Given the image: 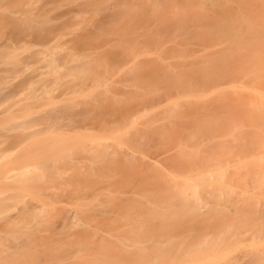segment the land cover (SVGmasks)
<instances>
[{
  "label": "rangeland",
  "instance_id": "1",
  "mask_svg": "<svg viewBox=\"0 0 264 264\" xmlns=\"http://www.w3.org/2000/svg\"><path fill=\"white\" fill-rule=\"evenodd\" d=\"M202 1L0 0V264H146L172 241L169 263L197 240L145 231L164 224L153 211L169 212L187 164L202 165L181 154L214 155L213 118L228 123L237 90L263 87L198 76L229 52L197 37L201 10L244 17L237 0ZM222 203L206 205L232 218ZM240 234L219 239L227 252L211 264H244Z\"/></svg>",
  "mask_w": 264,
  "mask_h": 264
},
{
  "label": "bare ground",
  "instance_id": "2",
  "mask_svg": "<svg viewBox=\"0 0 264 264\" xmlns=\"http://www.w3.org/2000/svg\"><path fill=\"white\" fill-rule=\"evenodd\" d=\"M237 1L241 2V10L244 14V17L240 15L238 20L215 17L209 19L207 18L209 9L201 10L205 21L202 26L205 30L199 32L197 37L221 40L229 52L218 55L211 65L201 70L202 73L198 71L197 74L200 78L215 80L224 76L243 75L254 82H259L263 87L242 86L237 92L235 91L242 95L240 98H234L231 106H225L228 123L221 122L219 116L213 118V130H220L221 137H225V140L213 144L216 148L214 155L198 156L196 151H185L181 154L182 162L183 158L188 161L189 157L197 156L202 165L193 168L192 165L187 164L188 173L182 175L178 186L180 188L168 192L162 198L161 203L169 206V212L153 211L154 216L160 218L164 224L148 227L145 233L151 237L187 235L196 237L197 240L190 241L181 251L182 259L167 263L168 256L177 253L180 249L178 244L168 241L166 244L168 249L163 252L161 248H155L144 259L146 264L218 262L227 252L217 250L218 241L221 238L225 240V237L234 230L240 232L241 238L246 241L243 255L239 256L241 263H262L264 256L261 253L264 248V0ZM202 3L208 6L221 5L219 0H203ZM237 21L242 22L244 36L234 26ZM32 82L34 81L25 82L28 86L26 87L30 88ZM242 124L247 127L246 130L242 128ZM209 131L211 129L207 125L201 129V132ZM178 162L179 160L177 164ZM27 172L29 171H23L20 175ZM209 202L213 204L224 202V205L232 202L234 216L226 218L227 214L220 209L208 207L206 203ZM234 204H242L245 208L238 211L234 208ZM226 220L229 221L228 224ZM242 226H245L244 230H241ZM235 245L236 243H233L232 247Z\"/></svg>",
  "mask_w": 264,
  "mask_h": 264
}]
</instances>
